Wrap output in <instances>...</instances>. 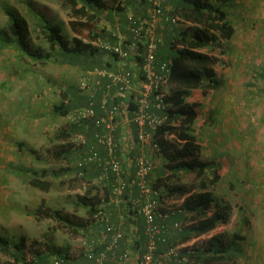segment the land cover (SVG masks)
Listing matches in <instances>:
<instances>
[{
	"label": "rangeland",
	"instance_id": "rangeland-1",
	"mask_svg": "<svg viewBox=\"0 0 264 264\" xmlns=\"http://www.w3.org/2000/svg\"><path fill=\"white\" fill-rule=\"evenodd\" d=\"M32 1L0 0V234L10 241L11 251L27 263L52 264L53 253L64 252L66 264H74L83 259V240L105 242L107 235L95 225L97 220L91 218L84 198H103L106 192L95 185L96 178L82 180L76 175V161L72 159L76 153L69 145L72 134L86 135L88 140L91 136L80 129L75 133L76 125L69 115L92 96V91L79 90L85 71L106 68L109 56L97 51L75 58L63 55L58 47L52 49L42 17L60 25L71 46L77 35L84 37L98 30L106 37L111 29L124 28L125 22L122 20L121 26L115 21L119 17L110 13L114 12L110 11L113 0H106L109 10L100 14L99 21L90 23L77 21L64 0ZM140 4L147 10L148 19L150 6L146 0H139ZM227 12L236 33L231 40L222 41L226 52L219 56L221 63L216 68L225 88L207 96L196 91L188 100L199 103L200 120L211 111L207 120L212 123L207 128L211 140L206 145L202 144L204 138L200 139L201 151L204 158L217 162L221 171L213 191L232 205L231 221L200 237L196 245L204 246L217 234L230 243L240 234L244 239L229 244L235 255L222 264H264V0H235ZM12 15L26 19L31 47L52 59L34 61L13 42L3 45L8 43L5 35L14 37L9 31ZM72 21L78 24V33L73 31ZM93 100L99 104L100 95ZM63 104L69 106L68 115H55L54 107ZM196 128L200 130L198 122ZM146 154L150 159L153 150L148 148ZM151 161L157 170L160 163L153 157ZM33 177L51 182L50 190L34 187ZM112 209L116 212L111 220L124 230L125 221L119 217L122 211ZM16 244L24 245L23 250L18 251ZM137 254H133L134 262ZM160 256L163 264H173L167 252ZM10 262L12 257L0 250V264Z\"/></svg>",
	"mask_w": 264,
	"mask_h": 264
},
{
	"label": "trees",
	"instance_id": "trees-1",
	"mask_svg": "<svg viewBox=\"0 0 264 264\" xmlns=\"http://www.w3.org/2000/svg\"><path fill=\"white\" fill-rule=\"evenodd\" d=\"M234 1L166 0L164 2L165 7L163 6V9L166 11V8H169L166 11L165 21L172 28L163 37V44L160 42L158 45L156 63L159 64L158 68L161 67L160 65L166 64L169 69L166 74L169 93L165 100L168 108L167 110H160L156 107V91L151 95V104L148 107V111L151 114L164 118L163 124L157 129H148V132L154 134V142L157 145V149L153 150L152 157L155 161L159 160L160 163L154 172L156 175L152 178V185L150 186L152 192H158V214H163L162 217H157V223L158 225H166L169 231L168 236H166V242L159 241L160 243H158L156 257L160 260V254L166 255L170 248L207 235L223 225H228L231 221L232 205L216 196L213 191V188L221 180V171L217 167V162L201 155V146L197 142V134L194 127L195 122L200 117L199 103L190 104L188 99L193 97V92L198 89L202 90L203 96H207L209 92L221 91L225 88L223 80L217 74L216 68L221 63L219 56L224 55L226 52V49L222 46V41L231 40L236 33L227 12V7L231 6ZM63 2L66 8L71 9L72 15L79 19L77 21L81 20L86 23L99 21L100 14L110 8L106 0H64ZM113 3V8L110 11L114 12H108L114 13L115 16L119 17L115 19L116 22L119 21L118 24H121L123 20L125 27L123 28L121 24L122 27L119 29L115 27L117 25L115 24V28L111 29L106 37L100 35L98 30L95 32L91 31L88 33L89 35L84 37H82V34H80L81 36L77 35L73 38L74 46H71L70 42L62 34V27L52 24L43 15L44 33L50 47L52 49L58 47L63 55L67 54L78 58L83 53L94 55L97 51H100L91 44L92 42L101 40L116 44L118 38L114 34H122L125 36L122 50L127 53V57L124 58L117 53L104 52L109 56L107 67L104 69L120 73L131 70L136 73L137 69L140 68L137 61L142 62L143 55L147 50L146 43L152 37V34L150 28L145 26L141 36H137L131 30L129 16L133 14L137 24L144 25V23H141L147 20L145 13L148 12L142 8V4L138 8H134L135 5H138L136 2L113 0ZM173 17H179L182 20L181 24H173L171 20ZM11 20L9 31L14 37L10 38V36L5 35L8 40V43L3 42L5 47L10 46V43L13 42L12 44L16 45L18 50L34 61L44 62L52 59L50 54L43 55L42 52L31 47L28 41L30 30L26 19L18 16L13 17L12 15ZM70 25L73 31L78 33L76 29L78 24L72 21ZM134 26L136 25L132 24V28ZM80 31L82 32V30ZM9 38L12 39L11 42H9ZM134 43L136 46L133 45ZM133 54H137V57H132ZM116 64L117 66H114ZM134 64H136V69L135 66H132ZM135 97L136 95L126 97L119 92V86H113L109 105L110 107L118 108L121 113L120 119L131 121L137 109V105L134 103ZM99 104L96 103L97 107H99ZM98 111L102 113L99 108ZM69 112L67 104L54 107L55 115L66 116ZM92 125L91 122L85 124L88 127ZM128 127L130 133L127 134V138L122 137L120 130L115 133L117 140L121 141L124 147V150H118V155L125 173L122 179L127 182L126 188L121 194H113L112 187H114L117 175L110 170L108 178L102 184H95L98 185L97 187L104 188L106 197L98 198L94 195L92 198L85 197L84 200L88 203L91 218L97 220L95 225L107 235L104 237V244L96 247L94 253L98 255L102 252H107V247L112 243L113 239H111V236L115 230L120 228V225H116L111 220L116 212L114 210L115 212L113 213L112 208H118L117 210L122 211L119 215L120 219L125 221L124 234L122 239L118 241V245L132 238L129 242L135 247L133 253L138 252L137 260H139L146 249L145 244L148 242L146 218L141 213V206L139 205V200H145L146 197L142 196L141 188L133 183L137 179L134 158L139 156L136 154V146L133 143L136 140L137 131L136 126L133 124H129ZM77 130L75 127L74 132H77ZM86 132L90 134L91 139L88 140L85 135L86 144L78 147L74 140L80 134H72L69 145L71 146V151L76 153V157H72V159L75 158L76 161L75 169L78 178L83 180L87 177H94L97 179L104 168H110V165L99 167L98 161L88 163V153L90 150L96 151L98 158L103 161L108 159V153L103 146L97 143L95 133L91 129H87ZM169 135H176L177 139L170 141L167 138ZM128 143L131 148L127 150ZM132 147L135 148L134 151ZM65 151H68V148ZM61 154L63 155V153ZM91 164L95 165L94 172H91ZM87 173L91 174L88 176ZM31 184L44 191H49L52 186L51 182L38 177H33ZM163 199L170 201L183 199V202L180 205L175 204V208L171 210L172 207L163 203ZM165 216L167 218H164ZM109 226L114 231L110 232L112 235L108 234L107 228ZM126 237H128V240ZM240 239L244 238L240 234H235L230 243H235ZM197 243H194L192 250L181 251L178 258L172 257L173 264H183L180 261L181 257L187 258L185 264H222L229 260L233 254L235 255L234 252H230V243L224 239L222 234L212 236L204 246L196 245ZM23 247L24 245L21 244L15 245L18 251L23 250ZM0 250L13 259V262L7 264H33L23 261L22 258L18 257V254L13 253L10 248V241L1 234ZM110 253L116 254L117 251L108 252V254ZM124 253L120 256H113L111 263L123 264L124 261L120 262V258ZM53 254L64 258L67 262V256L64 252ZM83 256L86 260H79L77 264H98L96 260H93L94 257L88 260L84 254ZM109 258L107 257L103 264H111Z\"/></svg>",
	"mask_w": 264,
	"mask_h": 264
},
{
	"label": "built area",
	"instance_id": "built-area-1",
	"mask_svg": "<svg viewBox=\"0 0 264 264\" xmlns=\"http://www.w3.org/2000/svg\"><path fill=\"white\" fill-rule=\"evenodd\" d=\"M138 3L139 0H128ZM165 0H146L147 4L150 6L151 16L145 20L144 25H138L135 21L133 14H130L129 21L131 22V30L137 35L141 36L145 26L149 27L151 30L152 37L147 41L146 53L143 55L142 62L139 63L140 68L137 72L124 71V72H111L105 69H92L85 71L83 77L79 80V90L80 91H92V96L84 106L79 107L74 112L69 115L70 121L75 125H82L91 122L95 128V139L97 143L105 148L108 153V159L103 161L98 158V154L94 150L89 151L88 163H93L98 161L99 167L103 165H110L105 167L100 177L96 179L97 184H102L109 175L110 170L116 173L117 179L112 187V192L114 195L121 194L127 186V182L122 179L124 176V171L121 165V161L118 155V150H124L121 141L117 140L115 133L120 130L122 137L127 138L129 133V124L136 126L137 137L135 142L140 147L141 154L134 158L136 164V181L133 183L137 184L141 188L142 196H145V200H139V205L141 206V213L146 218V236L148 242L146 243V249L142 253L138 260V264H163V262L156 257V252L158 250L159 241L166 242L169 234L166 225L157 223V217H162L163 214L159 213L158 205V192H152L150 188L149 177L151 173L155 170L156 166L151 158L146 154L148 148L152 150L157 149V145L154 142V134L148 132V129H157L163 124L164 118H159L157 115H153L148 111V107L151 104V95L156 91V107L160 110H167V105L165 103L167 92V81L166 74L169 72L166 64L160 65L158 68L157 61V48L158 42L160 40L155 35L156 30V20L157 18H164L166 20V11L163 9ZM172 23L175 25L181 24L182 20L179 17H173ZM132 24L136 25L132 28ZM114 36L118 38L116 44H112L106 41H94L91 44L101 52L107 53H117L122 57H127V53L122 50V44L125 40V36L118 34ZM87 42V41H86ZM133 45L136 46L134 43ZM142 56V55H141ZM132 57H137V54H133ZM113 86H119V92L124 94V96L136 95L134 103L137 105V109L134 113L133 119L125 120L120 119L121 113L117 107H110L109 101L111 98V91ZM95 95H100L101 100L99 107H97L96 102L93 100ZM98 108L102 113L98 111ZM170 141H175L177 139L176 135H169L167 137ZM74 142L77 147L86 144L85 136L78 135ZM86 158L84 159L85 162ZM81 164H83L81 162ZM80 164V165H81ZM117 184V186H116ZM183 199L170 201L168 199H163V203L172 207L175 204H181ZM175 207H172L173 210ZM164 218H167L165 216ZM108 234L113 231L111 226L108 228ZM114 232V231H113ZM112 235V234H111ZM122 234H116L115 232L111 236L112 243L107 247V252H102L100 254L94 253L96 247L101 245V242L94 240H83V254L89 260H96L98 264H103L107 260V253L114 251L118 247V241L122 239ZM204 237V236H203ZM200 238L193 239L191 242L186 244L172 247L167 251V255L172 258H178L180 252L183 250H192L196 240ZM92 242V243H91ZM130 258V252H125L121 258L120 262H123ZM180 261L185 264L187 262L186 257H181ZM65 259L62 257L55 256L52 260V264H65Z\"/></svg>",
	"mask_w": 264,
	"mask_h": 264
},
{
	"label": "crops",
	"instance_id": "crops-1",
	"mask_svg": "<svg viewBox=\"0 0 264 264\" xmlns=\"http://www.w3.org/2000/svg\"><path fill=\"white\" fill-rule=\"evenodd\" d=\"M32 1V0H31ZM33 3H34V1H32ZM139 5H135V7L134 8H137ZM167 10L166 11H168L169 10V8H166ZM137 12H139V10H137ZM168 22H166L165 21V19L164 18H160L159 20H158V29H156V36L158 37V39L160 40V42L163 44V37L164 36H166L167 34H168V30H170L171 28H168L167 29V26H169V24H167ZM58 25V24H57ZM119 65V64H118ZM114 66H117V64L116 65H114ZM132 66H135V69H136V64H134V65H132ZM138 70V69H137ZM196 91H202L201 89H198V90H195L194 92H196ZM193 92V93H194ZM196 95L194 94V96L193 97H191L190 99H193L194 97H195ZM188 102L190 103V104H192L193 102H191L190 100H188ZM78 109V108H77ZM199 110H200V108H199ZM202 111H203V109H202ZM210 113V112H209ZM203 114V113H202ZM202 116V115H201ZM208 116H209V114H208ZM208 120V117L205 115V118L203 119V120H200V117H199V119L195 122V130H196V134H197V142H198V144L200 145V146H202V144H206V145H208V142L211 140V138H210V136L209 135H211V133L209 132V131H207V128H211V125H212V123H210V122H208L207 121ZM199 123V129L200 130H198L197 128H196V123ZM77 128V129H80V130H84V131H86L87 129H91V131L92 132H94V127H93V125L89 128L88 126H85V124H82V125H76V126H74V128ZM203 128V129H202ZM130 133V132H129ZM204 133V134H203ZM201 138H204V142L201 144V142L202 141H200V139ZM134 143V145L136 146V149L138 150V152L140 151V153H137L136 152V154L137 155H140L141 154V149H140V147L137 145V143L134 141L133 142ZM132 143V144H133ZM128 146H127V150H128V148L130 149L131 147L129 146V143L127 144ZM133 148V147H132ZM133 151L135 150V148H133L132 149ZM131 150V151H132ZM203 153H204V151L202 150V153H201V155L203 156ZM207 155V154H206ZM207 157H209V158H212L211 157V155H207ZM151 159H152V157H150ZM155 160V159H154ZM158 163H159V160L157 161ZM91 168H94L95 167V165L94 164H91ZM156 175V174H155ZM125 224V223H124ZM123 225V224H122ZM169 226V225H168ZM223 226H225V225H223ZM222 226V227H223ZM169 228H170V226H169ZM115 233L116 234H124V230H122V228H119V229H117V230H115ZM171 234V233H170ZM132 240V238H130V240L129 241H131ZM129 241H127V242H122V244L121 245H118V247L115 249L116 251H117V253L115 254V253H113V254H108L107 255V257H110L109 258V260L113 257V256H120L123 252H130V258L128 259V260H126V261H124L123 262V264H138V260H137V258H136V260H137V262H134V259H135V255H133L134 253H133V251H134V245L131 243V242H129ZM146 245V244H145ZM82 257H84L83 256V254H82ZM133 257V258H132ZM84 259V261L86 260L85 258H83ZM79 260H81V259H77L76 261H74V264H77L78 262H79ZM130 260H132V261H130ZM87 263V262H86ZM171 263H173V261L171 262Z\"/></svg>",
	"mask_w": 264,
	"mask_h": 264
},
{
	"label": "clouds",
	"instance_id": "clouds-1",
	"mask_svg": "<svg viewBox=\"0 0 264 264\" xmlns=\"http://www.w3.org/2000/svg\"><path fill=\"white\" fill-rule=\"evenodd\" d=\"M221 227H222V226H221ZM219 228H220V227H219ZM217 229H218V228H217ZM217 229H216V230H217ZM216 230H214V231H216ZM214 231H213V232H214ZM213 232H211V233H213ZM211 233H209V234H211ZM209 234H207V235H209ZM204 236H205V235H204ZM201 237H202V236H201ZM198 238H200V237H198ZM195 239H196V238H195Z\"/></svg>",
	"mask_w": 264,
	"mask_h": 264
}]
</instances>
